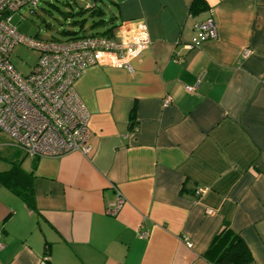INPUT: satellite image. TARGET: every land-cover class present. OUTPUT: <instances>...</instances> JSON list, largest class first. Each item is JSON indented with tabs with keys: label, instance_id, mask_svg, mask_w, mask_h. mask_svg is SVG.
Wrapping results in <instances>:
<instances>
[{
	"label": "crops",
	"instance_id": "0c3cea01",
	"mask_svg": "<svg viewBox=\"0 0 264 264\" xmlns=\"http://www.w3.org/2000/svg\"><path fill=\"white\" fill-rule=\"evenodd\" d=\"M111 1L112 23L94 24L110 14L86 3L77 35L112 24L126 39L143 23L150 44L130 68L90 66L74 82L88 153L30 158L0 141V264H214L225 219L264 264V0ZM208 17L212 39L194 29ZM12 163L33 206L2 176ZM115 188L125 202L108 215Z\"/></svg>",
	"mask_w": 264,
	"mask_h": 264
},
{
	"label": "built area",
	"instance_id": "2783aa9c",
	"mask_svg": "<svg viewBox=\"0 0 264 264\" xmlns=\"http://www.w3.org/2000/svg\"><path fill=\"white\" fill-rule=\"evenodd\" d=\"M38 2L0 0V132L30 158L88 153L90 112L74 82L90 66L130 68L129 60L147 48L150 40L143 23H137L135 32L126 39L116 33L67 40L27 36L19 31L14 18L22 19L23 9L34 13ZM194 29L205 38L217 36L211 17L196 23ZM17 45L38 52L34 66L26 74L18 72L10 61ZM173 60L183 61L181 56ZM186 88L194 90L195 86ZM169 102L170 98L165 97L163 103ZM203 191L200 186L196 189L197 194ZM115 196V203L105 210L108 215H116L125 202L117 188ZM145 236L146 233H139V237Z\"/></svg>",
	"mask_w": 264,
	"mask_h": 264
},
{
	"label": "rangeland",
	"instance_id": "374dc122",
	"mask_svg": "<svg viewBox=\"0 0 264 264\" xmlns=\"http://www.w3.org/2000/svg\"><path fill=\"white\" fill-rule=\"evenodd\" d=\"M94 1L97 5H101V2L105 3L101 5L105 10V16L115 13V6L111 0H39L38 7L34 13H29L28 10L23 9L21 12L22 19L16 16L14 20L17 23L19 31L27 36L64 40L71 36L64 33L65 30L77 29L76 24H72V21L82 18L77 12L86 3ZM83 15L87 16L88 12H85ZM104 18L106 19V17ZM88 22H90V18ZM114 23L116 24L117 21ZM103 28L98 27L92 30V32L102 31ZM37 58L38 52L36 50L23 45H17L11 53L10 61L18 72L26 74L34 66ZM7 139V136L0 132V141ZM21 160L26 162L28 159L22 158Z\"/></svg>",
	"mask_w": 264,
	"mask_h": 264
},
{
	"label": "trees",
	"instance_id": "16d2710c",
	"mask_svg": "<svg viewBox=\"0 0 264 264\" xmlns=\"http://www.w3.org/2000/svg\"><path fill=\"white\" fill-rule=\"evenodd\" d=\"M200 0H193V4H199ZM85 9H81L77 14H81ZM97 10H102L100 6L98 9L92 10L90 14L96 12ZM35 12V11H34ZM98 15V14H97ZM86 16H82L79 20L72 21V24H79L80 28H83V23L85 22ZM113 19L110 15L106 19L104 17H98L94 20V24L98 23H109ZM112 23V22H111ZM115 26L110 25L101 34H78L76 30H65L64 33L71 35L64 39H73L84 36H111L112 30ZM54 39V38H52ZM59 40V39H58ZM6 178V183L12 186L13 190L21 197V199L27 203L29 206H33L34 198L32 187L30 186V175L23 171L17 163H12L11 167L2 174ZM205 255L212 260L214 264H249L252 261V255L239 234L233 231L230 227L229 220L225 219L222 227L213 236L210 245L205 252Z\"/></svg>",
	"mask_w": 264,
	"mask_h": 264
}]
</instances>
